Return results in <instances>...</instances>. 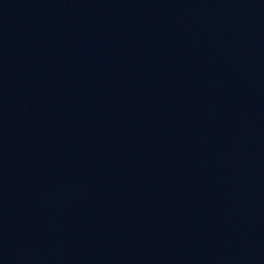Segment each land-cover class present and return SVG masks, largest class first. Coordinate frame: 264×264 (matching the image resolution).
<instances>
[{"label":"water","instance_id":"1","mask_svg":"<svg viewBox=\"0 0 264 264\" xmlns=\"http://www.w3.org/2000/svg\"><path fill=\"white\" fill-rule=\"evenodd\" d=\"M220 264H264V228Z\"/></svg>","mask_w":264,"mask_h":264}]
</instances>
